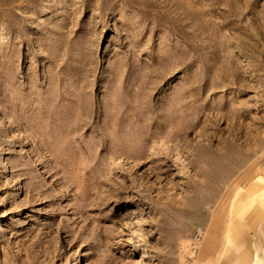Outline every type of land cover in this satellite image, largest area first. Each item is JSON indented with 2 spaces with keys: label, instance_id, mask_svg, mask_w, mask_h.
<instances>
[{
  "label": "rangeland",
  "instance_id": "374dc122",
  "mask_svg": "<svg viewBox=\"0 0 264 264\" xmlns=\"http://www.w3.org/2000/svg\"><path fill=\"white\" fill-rule=\"evenodd\" d=\"M264 218V0H0V264H247Z\"/></svg>",
  "mask_w": 264,
  "mask_h": 264
},
{
  "label": "crops",
  "instance_id": "0c3cea01",
  "mask_svg": "<svg viewBox=\"0 0 264 264\" xmlns=\"http://www.w3.org/2000/svg\"><path fill=\"white\" fill-rule=\"evenodd\" d=\"M250 250L251 254L247 259V264H264V218L254 229Z\"/></svg>",
  "mask_w": 264,
  "mask_h": 264
}]
</instances>
